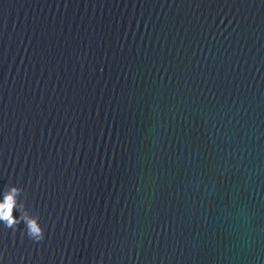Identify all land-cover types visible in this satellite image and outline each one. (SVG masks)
Here are the masks:
<instances>
[{"label": "water", "instance_id": "water-1", "mask_svg": "<svg viewBox=\"0 0 264 264\" xmlns=\"http://www.w3.org/2000/svg\"><path fill=\"white\" fill-rule=\"evenodd\" d=\"M11 187L0 264H264V0H0Z\"/></svg>", "mask_w": 264, "mask_h": 264}, {"label": "clouds", "instance_id": "clouds-1", "mask_svg": "<svg viewBox=\"0 0 264 264\" xmlns=\"http://www.w3.org/2000/svg\"><path fill=\"white\" fill-rule=\"evenodd\" d=\"M21 189L11 187L5 190L4 199L0 202V221H3L8 228H15L19 224V220L12 215L13 209L16 207V197ZM21 219L26 220L27 234L29 237H35V241L39 242L44 239L40 235L41 229L37 226L36 220L22 216Z\"/></svg>", "mask_w": 264, "mask_h": 264}]
</instances>
